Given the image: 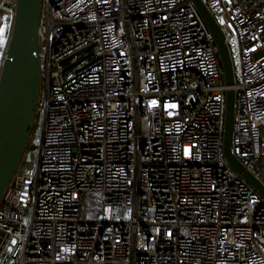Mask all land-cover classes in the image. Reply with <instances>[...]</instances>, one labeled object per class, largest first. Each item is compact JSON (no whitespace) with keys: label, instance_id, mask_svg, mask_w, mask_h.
Instances as JSON below:
<instances>
[{"label":"built area","instance_id":"1","mask_svg":"<svg viewBox=\"0 0 264 264\" xmlns=\"http://www.w3.org/2000/svg\"><path fill=\"white\" fill-rule=\"evenodd\" d=\"M201 1L231 60L232 153L264 183V0ZM39 35L0 264H264V199L224 159L228 87L190 0H44Z\"/></svg>","mask_w":264,"mask_h":264},{"label":"water","instance_id":"2","mask_svg":"<svg viewBox=\"0 0 264 264\" xmlns=\"http://www.w3.org/2000/svg\"><path fill=\"white\" fill-rule=\"evenodd\" d=\"M190 2L211 35L223 82L228 87L224 92V159L264 199V183L232 153L236 96L231 89L233 71L223 33L201 0ZM43 3L44 0H13L11 4L10 28L0 60V204L21 166L35 121L41 87L39 28Z\"/></svg>","mask_w":264,"mask_h":264},{"label":"rangeland","instance_id":"3","mask_svg":"<svg viewBox=\"0 0 264 264\" xmlns=\"http://www.w3.org/2000/svg\"><path fill=\"white\" fill-rule=\"evenodd\" d=\"M10 22H11V17L10 14L6 12V10H0V41H3L4 38H7L9 31L8 28H10ZM2 55V50L0 52ZM1 58V57H0ZM30 153L27 152L24 155V158L22 160L20 169L18 171V175H24L27 174L29 171V165H30V158H29Z\"/></svg>","mask_w":264,"mask_h":264},{"label":"crops","instance_id":"4","mask_svg":"<svg viewBox=\"0 0 264 264\" xmlns=\"http://www.w3.org/2000/svg\"><path fill=\"white\" fill-rule=\"evenodd\" d=\"M7 31H9V28H8ZM6 39H7V38H4L3 41H0V52H1V50H2V53H3V50H4L5 44H6ZM0 57H1V54H0Z\"/></svg>","mask_w":264,"mask_h":264},{"label":"trees","instance_id":"5","mask_svg":"<svg viewBox=\"0 0 264 264\" xmlns=\"http://www.w3.org/2000/svg\"><path fill=\"white\" fill-rule=\"evenodd\" d=\"M223 81V80H222Z\"/></svg>","mask_w":264,"mask_h":264}]
</instances>
